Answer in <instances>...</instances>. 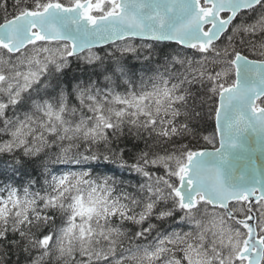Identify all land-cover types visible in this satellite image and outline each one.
I'll return each mask as SVG.
<instances>
[{
    "label": "snow or ice",
    "instance_id": "1",
    "mask_svg": "<svg viewBox=\"0 0 264 264\" xmlns=\"http://www.w3.org/2000/svg\"><path fill=\"white\" fill-rule=\"evenodd\" d=\"M253 137L264 0H0V264H264Z\"/></svg>",
    "mask_w": 264,
    "mask_h": 264
},
{
    "label": "water",
    "instance_id": "2",
    "mask_svg": "<svg viewBox=\"0 0 264 264\" xmlns=\"http://www.w3.org/2000/svg\"><path fill=\"white\" fill-rule=\"evenodd\" d=\"M218 140H219V137L217 136V144H218ZM247 147L255 149V152L252 153V156L256 161V166L261 171H264V142H258L253 137V138L248 140ZM203 149H207V150L211 151L212 147L203 148Z\"/></svg>",
    "mask_w": 264,
    "mask_h": 264
},
{
    "label": "trees",
    "instance_id": "3",
    "mask_svg": "<svg viewBox=\"0 0 264 264\" xmlns=\"http://www.w3.org/2000/svg\"><path fill=\"white\" fill-rule=\"evenodd\" d=\"M205 111H207L208 109V105L204 106ZM206 131L202 133V135H209L211 136L213 134L214 131V121H208V123L205 125ZM199 148L203 149V148H208V147H212V145L207 144L203 139H201L200 144L198 145Z\"/></svg>",
    "mask_w": 264,
    "mask_h": 264
}]
</instances>
